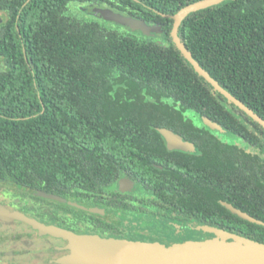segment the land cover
<instances>
[{"label": "trees", "instance_id": "trees-1", "mask_svg": "<svg viewBox=\"0 0 264 264\" xmlns=\"http://www.w3.org/2000/svg\"><path fill=\"white\" fill-rule=\"evenodd\" d=\"M200 1L0 0V182L117 210L146 206L174 222L264 245V128L215 92L171 39V17ZM88 7L113 9L162 33L132 32ZM179 37L264 120V0L195 12ZM162 129L195 151L169 150ZM123 179L136 185L137 203L116 200Z\"/></svg>", "mask_w": 264, "mask_h": 264}, {"label": "water", "instance_id": "water-1", "mask_svg": "<svg viewBox=\"0 0 264 264\" xmlns=\"http://www.w3.org/2000/svg\"><path fill=\"white\" fill-rule=\"evenodd\" d=\"M226 1L234 0H202L180 10L176 15L171 17L173 20L171 39L185 60L199 76L204 78L213 87L215 92L222 94L228 103L238 107L264 128V120L213 79L194 59L192 53L187 50L179 37L180 27L189 15ZM92 13L106 22L120 25L132 32H140L146 36L161 35L162 33L159 26L149 25L143 20L124 15L110 8H95L92 10ZM2 21L3 19L0 16V23ZM204 124L211 130L224 133V130L218 124L208 119H204ZM160 132L166 139L169 150L195 151V146L192 143L185 141L173 131L162 129ZM118 188L120 191L131 192L134 191L135 185L130 179H123L120 181ZM38 194L55 199L81 211L92 214H105L99 208H88L42 192H38ZM223 205L239 218L257 225H263L261 221L252 218L232 205L228 203H223ZM1 209L2 207H0ZM35 224L44 234L62 239L69 244L67 247L68 254L64 255L60 260L61 264H264L263 244L212 227H207L206 230L221 238L232 240V242L223 243V240L214 239L207 242L163 246L161 244L112 239L96 235H83L41 223Z\"/></svg>", "mask_w": 264, "mask_h": 264}, {"label": "flooded vegetation", "instance_id": "flooded-vegetation-1", "mask_svg": "<svg viewBox=\"0 0 264 264\" xmlns=\"http://www.w3.org/2000/svg\"><path fill=\"white\" fill-rule=\"evenodd\" d=\"M135 185V184H134ZM119 187V185H118ZM7 188H13L11 190H7ZM8 191L10 193H8ZM137 188L135 185L134 191H120L117 188L116 193L121 194L119 199L116 197V200H120V204L128 203L133 204L137 203L133 196L137 193ZM38 192H42L45 194H49L52 196L60 197L64 200L78 203L82 206L88 208H99L105 212L104 215L100 214H92L89 212L81 211L77 208L69 206L65 203H61L56 201L55 199H51L45 197L43 195L38 194ZM4 199V200H2ZM5 200L9 201L7 204ZM116 203V202H115ZM0 264H15L10 263L11 261L21 260L24 257L35 258L38 256H50L51 259L54 257L60 258L66 254L67 251H64L63 247L50 245L48 244L47 247H41L33 249L30 246L35 245V241L41 236L40 233L34 234L25 232L23 230H16V226H19L22 222L20 219L30 218L29 220L34 223H41L47 226H58L61 228H65L66 230H70L79 234L83 235H96L105 238H112L114 239H125L128 241L130 237L127 234L124 235L120 233L118 237L114 235V231L105 232L100 229L104 224H108L114 228H121V224L114 221V214L118 211L117 214L123 212L124 214H135L137 213L136 210L133 208L131 209H124L120 208L117 210L114 207V204H104V203H96L91 200H86V197H79L73 199H67L58 195L50 194L43 190L33 189L27 190L25 188H17L14 186L5 185L0 182ZM11 210L15 216L5 215V219L3 218V213L6 210ZM142 209H146L147 211H141L142 215L151 213V209L146 208V206H142ZM80 214H76V212ZM115 212V213H114ZM15 218V219H12ZM188 222V221H187ZM190 224L193 222H189ZM120 224V225H119ZM176 224H182L176 222ZM78 226V228L76 227ZM122 229V228H121ZM204 240H208L209 236H205ZM59 241L66 242L62 239H58ZM133 239V238H132ZM19 244V246H17ZM66 242V246H67ZM28 245L27 248H23V246ZM11 247V248H10ZM54 259L47 260L46 264H57L54 263ZM7 260L9 263H7Z\"/></svg>", "mask_w": 264, "mask_h": 264}, {"label": "rangeland", "instance_id": "rangeland-1", "mask_svg": "<svg viewBox=\"0 0 264 264\" xmlns=\"http://www.w3.org/2000/svg\"><path fill=\"white\" fill-rule=\"evenodd\" d=\"M88 12L92 13L93 8H85ZM13 188H7V190H11ZM8 193H10L8 191ZM4 200V199H2ZM5 202L8 204L9 201L5 200ZM141 211H147L146 209H142V207H139L137 210V213L135 214H124L123 212L118 213V211L114 214L115 216L114 221L121 224V232L126 235L127 232L130 234H127L128 237H130L129 240L134 242H142V243H149V244H161L163 246H171L175 244H184V243H198V242H207L214 239H219L220 241L223 240V243H231L232 240L221 238L219 236H216L214 233H211L206 230L207 227L202 226L201 224L197 223H189L184 222L182 224H176L174 220L160 215L157 211L153 212L151 210V213L148 215H142ZM5 215L9 216H15L13 212L9 209L6 210L3 213V218L5 219ZM15 219V218H12ZM30 218L26 219H20L21 224L19 226H16V230H23L25 232L29 233H40L41 236L35 241V245H31L30 247L33 249L41 248V247H47L48 244L50 245H56L63 248L64 251H67L66 242H62L57 240L56 238L46 235L41 231V229L32 221L29 220ZM119 224V225H120ZM205 236H209L208 240H204ZM133 238V239H132ZM185 240V241H184ZM19 246V244H17ZM28 245L23 246V248H27ZM11 248V247H10ZM55 257V256H54ZM54 257L52 259H54ZM63 258H56L54 259V263L61 264L60 260ZM50 256H38L35 258L30 257H24L21 260L11 261L10 263L15 264H46L47 260H52ZM7 263L9 261L7 260Z\"/></svg>", "mask_w": 264, "mask_h": 264}]
</instances>
